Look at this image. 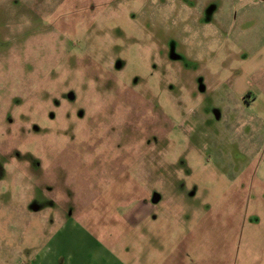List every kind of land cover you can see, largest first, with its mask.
Segmentation results:
<instances>
[{
	"label": "rangeland",
	"instance_id": "obj_1",
	"mask_svg": "<svg viewBox=\"0 0 264 264\" xmlns=\"http://www.w3.org/2000/svg\"><path fill=\"white\" fill-rule=\"evenodd\" d=\"M69 222L126 264H264V0H0V264Z\"/></svg>",
	"mask_w": 264,
	"mask_h": 264
},
{
	"label": "crops",
	"instance_id": "obj_2",
	"mask_svg": "<svg viewBox=\"0 0 264 264\" xmlns=\"http://www.w3.org/2000/svg\"><path fill=\"white\" fill-rule=\"evenodd\" d=\"M67 230H69V232H83L76 224L69 222V224L63 225L58 234L53 238L49 253L45 251L41 256L35 257V259H33V264H126L121 257L110 255L107 251L97 252L95 250L90 252V254H82L80 250H76L75 252L77 247L74 248L70 241L68 242L63 238ZM84 235L87 236L86 233H84ZM87 238L86 242H80L81 249L88 247ZM88 241L94 245L93 247H96V241L91 238H88Z\"/></svg>",
	"mask_w": 264,
	"mask_h": 264
},
{
	"label": "flooded vegetation",
	"instance_id": "obj_3",
	"mask_svg": "<svg viewBox=\"0 0 264 264\" xmlns=\"http://www.w3.org/2000/svg\"><path fill=\"white\" fill-rule=\"evenodd\" d=\"M194 1V0H193ZM196 4H197V2H196ZM207 13H210V12H207ZM211 15V14H210Z\"/></svg>",
	"mask_w": 264,
	"mask_h": 264
}]
</instances>
